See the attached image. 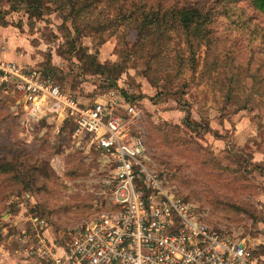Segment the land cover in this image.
<instances>
[{
    "label": "rangeland",
    "instance_id": "374dc122",
    "mask_svg": "<svg viewBox=\"0 0 264 264\" xmlns=\"http://www.w3.org/2000/svg\"><path fill=\"white\" fill-rule=\"evenodd\" d=\"M40 1L0 0L2 55L83 102L113 90L137 101L148 167L199 220L264 257V10L255 0ZM182 9L195 13L190 31ZM12 104L0 100V242L66 247L70 229L109 206L113 163L69 127L40 135L43 123L23 140Z\"/></svg>",
    "mask_w": 264,
    "mask_h": 264
},
{
    "label": "built area",
    "instance_id": "2783aa9c",
    "mask_svg": "<svg viewBox=\"0 0 264 264\" xmlns=\"http://www.w3.org/2000/svg\"><path fill=\"white\" fill-rule=\"evenodd\" d=\"M1 55L0 46V100L13 103L23 140L32 142L43 123L40 135L48 127L54 134L69 127L74 137L90 136L113 163L105 181L109 206L70 229L66 247L34 249L37 264H264L252 241L199 220L148 167L144 112L137 101L113 90L83 102L54 75Z\"/></svg>",
    "mask_w": 264,
    "mask_h": 264
},
{
    "label": "crops",
    "instance_id": "0c3cea01",
    "mask_svg": "<svg viewBox=\"0 0 264 264\" xmlns=\"http://www.w3.org/2000/svg\"><path fill=\"white\" fill-rule=\"evenodd\" d=\"M7 54V53H6ZM1 55V57L5 60H10L14 57L10 56V55ZM6 56V57H5ZM9 56V57H8ZM19 197L16 198H11V200H9V204L15 202V200H18ZM23 200H20V204L23 205ZM4 240V241H3ZM2 242H0V264H37L39 261V257L36 254V251L34 249L35 246H32L30 249H25V253L27 254V259L22 260L21 259V255H23L24 251L21 249L20 243L16 244V249L13 251L11 250V248L7 245L6 240L7 239H3ZM35 255V256H34ZM37 255V256H36ZM31 257V258H29ZM21 259V260H19Z\"/></svg>",
    "mask_w": 264,
    "mask_h": 264
},
{
    "label": "trees",
    "instance_id": "16d2710c",
    "mask_svg": "<svg viewBox=\"0 0 264 264\" xmlns=\"http://www.w3.org/2000/svg\"><path fill=\"white\" fill-rule=\"evenodd\" d=\"M30 3L35 4L36 6H38V4H41L40 0H28ZM72 1V0H70ZM74 1V0H73ZM85 1L86 0H80L81 4L85 6ZM93 3V0H89L87 6H91V4ZM255 4L258 9L264 10V0H255ZM178 16L179 19L181 21V24L190 31L191 26H193V24L195 23V13L193 14L192 11H190L189 9H182L178 12ZM148 17V16H147ZM45 72V71H44ZM47 73V72H45ZM132 100V99H130ZM14 115V114H13ZM14 118L17 119V121L19 122L18 116L14 115ZM20 125V124H19ZM4 172V171H0Z\"/></svg>",
    "mask_w": 264,
    "mask_h": 264
}]
</instances>
